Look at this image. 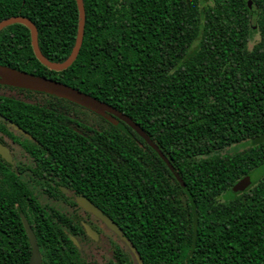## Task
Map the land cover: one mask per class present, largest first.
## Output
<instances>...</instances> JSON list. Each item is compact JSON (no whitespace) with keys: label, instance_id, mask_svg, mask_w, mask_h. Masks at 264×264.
Wrapping results in <instances>:
<instances>
[{"label":"trees","instance_id":"obj_1","mask_svg":"<svg viewBox=\"0 0 264 264\" xmlns=\"http://www.w3.org/2000/svg\"><path fill=\"white\" fill-rule=\"evenodd\" d=\"M36 5L37 12L50 13V60L62 61L75 42L76 1ZM83 5V40L71 65L24 71L73 86L128 115L186 188L125 123L97 116V130L96 121L84 129L71 119L76 130L53 116L50 142L76 143L62 146L70 150L62 155L70 181L120 226L142 264H264V176L252 177L264 164V0ZM41 41L47 45L46 33ZM239 144L246 146L229 150ZM246 176L254 179L251 186L232 192ZM21 189L16 179L0 185V264L29 260L22 214L42 264H136L114 234L106 250L86 235L82 222L88 221L74 199L60 192L50 210V197L22 195Z\"/></svg>","mask_w":264,"mask_h":264},{"label":"flooded vegetation","instance_id":"obj_2","mask_svg":"<svg viewBox=\"0 0 264 264\" xmlns=\"http://www.w3.org/2000/svg\"><path fill=\"white\" fill-rule=\"evenodd\" d=\"M44 1L50 3V0ZM36 2L37 0H0V22L16 17L30 21L36 29L39 50L50 60V13L37 12ZM45 27L47 31H45ZM44 33L47 35V45L41 41ZM0 65L22 71L38 69L41 66L47 67L34 53L31 29L27 24L15 21L0 29ZM70 102L65 98L46 92L0 83V114L6 118V120L0 119V143L5 147V155L10 159L8 161L0 153V185L3 186V183L6 185V181L16 179L21 182L20 194L50 197V210L53 207V198L61 193L74 199V201L75 195H82L94 203L84 193L78 192L79 188L74 186L66 172V163H64L62 155L70 150L63 149L62 146L76 143L50 142V117L53 116L76 130L77 128L70 121L71 119H75L83 126L96 121L95 127L100 130L99 119L97 118L99 115L92 111V113L87 114L86 111L78 107V104L72 102L74 103L72 105ZM71 107H73L72 110ZM87 116L90 118L89 122H86ZM83 128L85 129V126ZM78 131L81 132V130ZM82 144L102 145L101 142H84ZM259 169H261V173L256 177L262 179L264 164H261ZM88 174L91 175L90 171ZM88 174L85 175L87 179L89 178ZM248 177L252 184L254 179L251 176ZM62 188H66L67 192L63 191ZM71 205L73 206V204ZM77 206L88 221L86 223L99 234L96 241L88 237L106 250L107 246L101 245V241L105 240L108 245L111 239H105L94 227V221L99 219L96 220L95 216L85 211L78 204ZM100 224L102 223L100 222Z\"/></svg>","mask_w":264,"mask_h":264},{"label":"water","instance_id":"obj_3","mask_svg":"<svg viewBox=\"0 0 264 264\" xmlns=\"http://www.w3.org/2000/svg\"><path fill=\"white\" fill-rule=\"evenodd\" d=\"M75 1L78 9L77 33L71 52L62 61L49 60L41 53L37 45L36 29L30 21L20 17L10 18L0 22V29L4 27L6 24L15 21H21L27 24L31 29L32 44L36 57L51 70H56V71L63 70L68 66H70L71 63L75 60L83 40L84 24H85V10L83 5V0H75ZM0 83L42 91L61 98H65L71 102H74L80 106L85 107L86 109L96 113L99 116H102L103 118L115 124H120V122L125 123L132 130H134L158 154V156L165 162V164L167 165L173 176L176 178V180L179 182V184L182 187L186 188L185 183L182 177L180 176V174L176 171V169L173 167L169 159L162 153L158 145L153 142L151 137L144 131V129L137 122L132 120L128 115L116 109L112 105L102 100H99L96 97H93L88 93H85L73 86L57 81L55 79L14 69L4 65H0ZM0 119L6 120V118L1 114H0ZM10 124L13 123L10 122ZM5 151H6L5 147L2 146L0 143V153L8 161H10V159L5 155ZM250 186H251L250 179L248 176H246L234 184V186L232 187V192L236 193ZM62 190L67 192L66 188H62ZM74 198L76 203L81 208H83L85 211L89 212L97 219H99V221L103 224L104 227H106L109 231L114 233L117 236V238L127 246L129 252L134 257L136 264H142V261L139 258L135 247L132 246L130 240L123 234L120 226L111 217L105 214L101 208H99L97 205L92 203L86 197L82 195H75ZM21 222L31 248L30 256L27 264H42V257L35 233L31 225L29 224L26 216L23 214L21 215ZM82 225L84 227L87 236H89L91 239L95 241L98 240L99 234L95 229H93L86 222H82ZM69 238L77 247L80 248V244L78 240L73 235L69 234Z\"/></svg>","mask_w":264,"mask_h":264},{"label":"rangeland","instance_id":"obj_4","mask_svg":"<svg viewBox=\"0 0 264 264\" xmlns=\"http://www.w3.org/2000/svg\"><path fill=\"white\" fill-rule=\"evenodd\" d=\"M253 21V20H252ZM254 26H255V24H253ZM256 27V26H255ZM258 38H259V36H258V34L256 33L255 35H254V38H253V40L252 41H250V43H249V47H251L252 45H253V43L256 41V40H258ZM246 145L245 144H239V145H234V146H231L230 148H229V150L230 151H234V150H236V149H243L244 147H245ZM261 173V169H257L256 171H254L253 172V174H252V177L253 178H255L258 174H260ZM62 206H65L63 203L61 204ZM94 227L97 229V230H99V232H100V234L105 238V239H107V238H110V239H112L113 241H116V238H115V236L106 228V227H104L102 224H100V222H98V221H94ZM101 245H104V246H107V243H106V241L105 240H102L101 241Z\"/></svg>","mask_w":264,"mask_h":264}]
</instances>
